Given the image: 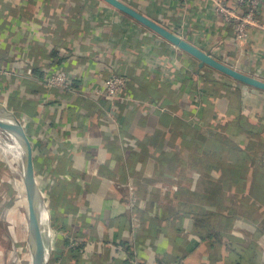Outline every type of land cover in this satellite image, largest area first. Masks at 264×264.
<instances>
[{
	"label": "crops",
	"instance_id": "1",
	"mask_svg": "<svg viewBox=\"0 0 264 264\" xmlns=\"http://www.w3.org/2000/svg\"><path fill=\"white\" fill-rule=\"evenodd\" d=\"M122 1L214 58L264 80V4L258 15L262 28L238 42L234 25L211 2ZM55 59L72 78L71 90L43 83ZM0 67L7 72L0 76V102L28 131L38 176L47 155L60 160L73 183L79 179L69 196V226L82 231L86 242L83 252L71 251L75 264H124L123 258L131 264H264V91L200 67L196 58L101 0H0ZM111 73L127 78L134 102L118 104L114 119L106 116L99 94ZM205 135L211 149L222 140L205 159H220L224 171L191 167L187 176L198 179L194 191L188 190L229 197L226 205L206 206L221 214L227 207L234 211L217 224L220 243L189 236L196 224L189 214L152 221L154 227L146 222L151 201L164 207L176 202L166 189L173 182L176 193L189 187L177 179L179 165L158 170L162 158L176 152L196 163L204 153H191L196 149L190 146ZM235 168L243 181L222 186ZM131 181L140 186L137 208L130 203ZM85 207L84 221L76 222V210ZM66 247L55 243L62 264L72 262ZM7 263L0 254V264Z\"/></svg>",
	"mask_w": 264,
	"mask_h": 264
},
{
	"label": "built area",
	"instance_id": "2",
	"mask_svg": "<svg viewBox=\"0 0 264 264\" xmlns=\"http://www.w3.org/2000/svg\"><path fill=\"white\" fill-rule=\"evenodd\" d=\"M187 1V0H184ZM197 2H211L214 6L215 12L221 17V19L234 25L235 39L238 42H244L248 39L253 29L262 28L259 22V13L264 4V0H234V4L229 6L225 4L224 0H195ZM5 67H0V76L7 74ZM8 72H12L11 69ZM43 83L49 89H60V90H71L72 89V78L62 67L57 63V60L53 62L52 68L43 77ZM102 100L106 103L105 114L108 118H115V108L117 105L124 102L133 104V98L130 95L128 88V80L125 76L111 73L104 81V86L101 92H99ZM4 133V132H3ZM5 135L12 141L11 148L18 154H21L20 148L15 140L5 133ZM22 157V155H21ZM47 159L45 163L44 171L38 176V183L42 196L41 206V223L43 234L50 246L49 264H62L60 260L56 258L55 243L59 237H66L70 240V244L63 250L66 257L71 256V251L80 249L83 252V247L86 242L85 240L78 239L75 236L68 237L67 229L64 230L62 227V215L58 212V206L60 203L57 201V191L61 186L72 187V177L61 168V162L57 160ZM90 169L86 168V173L91 172ZM93 169V168H92ZM55 172L57 173L56 181ZM41 178V179H40ZM198 177L189 175L187 184L196 185ZM79 182V179L75 180ZM73 183V185H74ZM22 184V183H21ZM131 195L132 207L142 206L138 203L137 191H139V184L136 182H129L127 185ZM178 183H172V185L166 189L171 191L170 193H176L178 191ZM188 188V187H187ZM20 195L22 196V188H20ZM64 201V200H63ZM70 216L68 215V226L70 224ZM61 225V226H60ZM68 228V227H67ZM198 234L193 228L190 234ZM199 235V234H198ZM123 255L127 256L125 253ZM139 264V263H137Z\"/></svg>",
	"mask_w": 264,
	"mask_h": 264
},
{
	"label": "trees",
	"instance_id": "3",
	"mask_svg": "<svg viewBox=\"0 0 264 264\" xmlns=\"http://www.w3.org/2000/svg\"><path fill=\"white\" fill-rule=\"evenodd\" d=\"M56 60V59H55ZM61 64V61L58 62V65ZM53 65V63H52ZM208 138L205 136H199L197 142L193 143L192 146H190L191 148H194L196 150H190L191 153L197 152V153H204L203 157H199L196 160V163L192 164L189 163L187 161V159H183L181 155L176 154V152H173V154H166L163 158H162V163L160 164L158 169L159 171H165L166 169H171L173 168V166H175L176 164L179 165V169H180V173L177 177V179L179 181H181V183H186L188 182L189 179V175L187 176V173H189V171L192 170V168H195L196 165L199 168H205L208 171H218L220 170L223 173V164L220 161V159H216V160H207L205 159L206 156L209 155H214L215 150H219L220 147H218L219 145H222L221 142L222 140H218L216 141V146L214 148H209L208 145H206ZM206 142V143H205ZM129 147H128V151H129ZM132 151V150H130ZM190 153V152H189ZM184 158H187V156L183 155ZM182 158V159H181ZM47 159H50L49 156H44V158L41 161V164L43 165V169L45 168V161ZM192 167V168H191ZM178 169V170H179ZM63 170L65 172H67L66 167L63 166ZM176 172V171H175ZM174 172V173H175ZM55 179L54 181H56V177L57 173L55 172ZM163 177H169L168 175H163ZM168 179V178H166ZM243 174H241V169L239 168H235V169H230L228 171V174H226V178L223 181L222 186H227L229 184H237L236 182L238 181V183H241L243 181ZM219 186L217 189L222 190L223 187ZM217 190V191H219ZM57 191H59L57 194V201L58 203H60V205L58 206V212L59 214L62 215V227L64 230L67 229L68 232V237L70 238V236H75L78 239H84L82 238L83 236L81 235L80 231H76V230H71L70 226H68V215L71 211H74L73 206L71 204V201L69 199V196L74 194L76 192V185L72 186V187H67V186H61ZM170 196H173L174 198H176L177 200L176 202L172 201L170 204L162 206L160 203H158L157 201L153 200L151 201V205L147 208L146 212L149 213L148 216V224L151 225V227H154V221H156V223H158V220L160 219H164V221L168 222V219L173 218L175 216L178 215H186L189 214L192 217H194V219H196V224L194 225V229L195 231L201 235L202 238L206 239V240H211L215 243H220L223 242L222 241V236L223 233L221 231L217 230V224L220 220L224 219L226 217V213L230 212V213H234V211H230L231 209H229L228 207L226 208V211L223 212L225 214H221V210H210L208 211L206 209V206H217V205H222V204H228L229 203V197L227 198L224 195V192L219 191V192H214L212 194H209L207 192L203 193V192H197V193H192L188 190V188L186 186L182 187V190L179 193H169ZM64 200V201H63ZM174 203V204H173ZM170 205V206H169ZM174 205V206H173ZM176 205L178 207H176ZM218 212H217V211ZM77 214H78V218L77 221L78 223L83 222L84 221V217L86 216V207L85 209H80V210H76ZM135 212H137L135 210ZM109 213L110 209H109ZM91 220L95 221L96 216H95V212L93 211V209H91ZM100 218V217H99ZM146 218V217H145ZM83 219V220H82ZM88 221V219H86ZM151 220V221H150ZM153 221V222H152ZM60 225V226H61ZM78 225V224H77ZM68 227V228H67ZM159 227V226H158ZM157 228V226H156ZM74 233H76L77 235H74ZM85 233V232H83ZM86 234V233H85ZM16 237H20V233H17ZM91 237V236H89ZM85 240V239H84ZM58 243L61 245H65L68 246L70 244V240L66 237H59L57 239ZM71 259L68 261H72L69 264H75V262L78 260V258H76V256L71 255ZM125 256V255H123ZM124 264H131V262H129V258L128 259H124ZM78 264V263H76ZM80 264V263H79Z\"/></svg>",
	"mask_w": 264,
	"mask_h": 264
},
{
	"label": "water",
	"instance_id": "4",
	"mask_svg": "<svg viewBox=\"0 0 264 264\" xmlns=\"http://www.w3.org/2000/svg\"><path fill=\"white\" fill-rule=\"evenodd\" d=\"M123 14L150 29L161 38L188 53L199 61V66H207L245 86L264 91V80L239 71L214 58L210 53L168 30L122 0H101ZM0 131L11 136L18 144L23 160V185L27 202V233L31 264H49L50 246L43 234L41 223L42 196L38 183V167L33 141L20 118L0 102Z\"/></svg>",
	"mask_w": 264,
	"mask_h": 264
},
{
	"label": "rangeland",
	"instance_id": "5",
	"mask_svg": "<svg viewBox=\"0 0 264 264\" xmlns=\"http://www.w3.org/2000/svg\"><path fill=\"white\" fill-rule=\"evenodd\" d=\"M2 133L0 131V254L2 260L3 256L8 259L7 264H31L26 242L27 202L23 188V160L21 154L11 148L12 141ZM188 188L194 191L196 185L189 184ZM17 233L20 237H16Z\"/></svg>",
	"mask_w": 264,
	"mask_h": 264
},
{
	"label": "bare ground",
	"instance_id": "6",
	"mask_svg": "<svg viewBox=\"0 0 264 264\" xmlns=\"http://www.w3.org/2000/svg\"><path fill=\"white\" fill-rule=\"evenodd\" d=\"M2 134H3V133H2ZM2 134H1V135H2ZM10 163H11V162H10ZM12 166H13V165H12ZM28 252H29V250H28Z\"/></svg>",
	"mask_w": 264,
	"mask_h": 264
}]
</instances>
